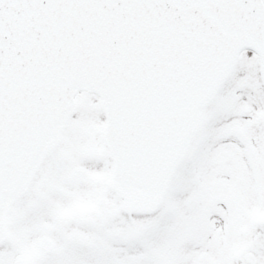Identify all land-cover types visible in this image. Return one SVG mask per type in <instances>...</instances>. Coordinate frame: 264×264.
<instances>
[{
  "label": "snow or ice",
  "instance_id": "obj_1",
  "mask_svg": "<svg viewBox=\"0 0 264 264\" xmlns=\"http://www.w3.org/2000/svg\"><path fill=\"white\" fill-rule=\"evenodd\" d=\"M0 264H264V0H0Z\"/></svg>",
  "mask_w": 264,
  "mask_h": 264
}]
</instances>
